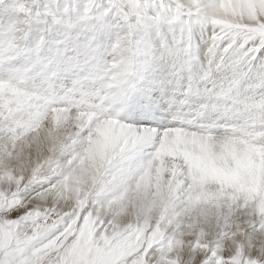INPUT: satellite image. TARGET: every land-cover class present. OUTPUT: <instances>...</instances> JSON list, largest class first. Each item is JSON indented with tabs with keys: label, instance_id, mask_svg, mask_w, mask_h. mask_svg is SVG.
I'll list each match as a JSON object with an SVG mask.
<instances>
[{
	"label": "snow or ice",
	"instance_id": "snow-or-ice-1",
	"mask_svg": "<svg viewBox=\"0 0 264 264\" xmlns=\"http://www.w3.org/2000/svg\"><path fill=\"white\" fill-rule=\"evenodd\" d=\"M0 264H264V0H0Z\"/></svg>",
	"mask_w": 264,
	"mask_h": 264
}]
</instances>
